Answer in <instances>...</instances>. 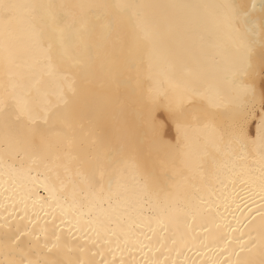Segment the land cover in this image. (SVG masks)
<instances>
[{
    "label": "bare ground",
    "instance_id": "obj_1",
    "mask_svg": "<svg viewBox=\"0 0 264 264\" xmlns=\"http://www.w3.org/2000/svg\"><path fill=\"white\" fill-rule=\"evenodd\" d=\"M21 2L69 6L54 11L78 26L69 31L65 25L63 49L76 95L53 122L58 131L48 135L72 168L55 223L60 224L63 208L73 220H64L63 232L71 229L74 244L87 239V247L99 253H77L78 258L113 264H259L264 259V147L257 129L264 117V77L258 66L252 76L236 72L232 39L216 7L239 0ZM3 45L0 36V95L6 84L34 81L41 58L26 29L9 41L8 53ZM193 90L216 105L209 109L215 119L189 121L179 148L166 152L173 163L164 170L168 179L162 189L146 192L127 163L117 169L111 190L107 179L103 187H89L88 177L100 168L111 174L109 144L117 149L132 142L144 155L161 151L160 137L175 145L172 109ZM149 112L158 132L148 126ZM237 125L247 137L243 147L229 145L226 136ZM119 158L128 159L125 153ZM28 168L5 143L0 126V260L8 231L4 217L13 231L31 229L29 221L37 217L41 224L52 223L44 211L53 209L41 210L48 193L33 183L37 170L29 175ZM38 171L41 178L51 175L43 167Z\"/></svg>",
    "mask_w": 264,
    "mask_h": 264
},
{
    "label": "snow or ice",
    "instance_id": "obj_2",
    "mask_svg": "<svg viewBox=\"0 0 264 264\" xmlns=\"http://www.w3.org/2000/svg\"><path fill=\"white\" fill-rule=\"evenodd\" d=\"M60 7L69 6L0 0V36L3 37L5 53L9 52V41L25 29L28 30L35 49L41 53L40 60L34 65V81L27 85L16 82L5 85L3 95H0V126L5 131V143L15 151L21 167L27 162L29 175L34 169L37 170V175L32 177L33 183L42 186L48 193L41 203V210L53 209L52 212L44 211L45 217H52L51 224L47 219L41 224L37 217L35 221H29L33 224L31 229L17 226L13 231L8 217H4L5 223L2 227L8 231L5 232L2 242L4 259L0 260V264H113L103 258L99 261L78 258L77 253L90 252L93 257L99 253L87 247L90 242L87 239L84 244H74L72 241L77 238L71 229L67 233L63 232L65 219L69 224L73 223L63 208L60 210V224L55 223V209L60 200L66 199L62 194L67 183L72 182V168L62 159L60 146L48 141V135L58 131L53 122L60 109L69 104L77 91L72 65L66 61L63 49L66 39L65 25H68L69 31L77 30L78 26L75 21L69 22L67 15L54 11ZM216 7L222 9V23L232 39L236 72L242 76H252L258 66L260 75L264 77V0H239ZM89 54L91 55V49ZM257 57L259 65L256 64ZM252 91L254 95V85ZM197 101H200L198 110ZM205 103L207 107L204 106ZM213 107L216 105L206 101V97L195 90L186 99L179 100L171 115L176 126L177 143L167 144L160 137L158 142L162 146L161 151L154 152L150 149L144 155L143 149L132 142L117 149L109 144L107 164L111 174L106 175V170L100 168L98 175L94 172L88 177L89 187H103L107 179V188L111 190L117 169L127 163L135 170L146 192L162 189V182L168 179V173L164 170L169 169L173 163L167 158L166 152L179 148L180 135L189 126L190 120L212 123L215 113L209 109ZM261 107L264 108V94L261 96ZM147 123L154 132L159 131L151 112ZM257 132L264 147V117ZM226 136L229 145L236 143L241 144V147L244 146L242 140L247 139L243 125H237ZM113 152L117 157L115 159L111 155ZM121 153L127 155V161L119 158ZM96 163H99V158ZM40 167L45 168L51 175L41 178L38 171ZM259 264H264V259Z\"/></svg>",
    "mask_w": 264,
    "mask_h": 264
}]
</instances>
